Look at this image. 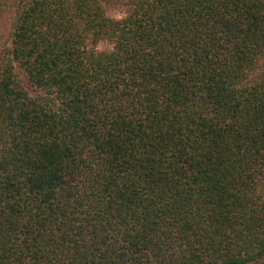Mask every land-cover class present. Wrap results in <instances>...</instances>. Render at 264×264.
<instances>
[{"label":"trees","instance_id":"16d2710c","mask_svg":"<svg viewBox=\"0 0 264 264\" xmlns=\"http://www.w3.org/2000/svg\"><path fill=\"white\" fill-rule=\"evenodd\" d=\"M0 264H264V0H0Z\"/></svg>","mask_w":264,"mask_h":264},{"label":"rangeland","instance_id":"374dc122","mask_svg":"<svg viewBox=\"0 0 264 264\" xmlns=\"http://www.w3.org/2000/svg\"><path fill=\"white\" fill-rule=\"evenodd\" d=\"M109 14H110V16H113V17H118V15H117V14H115V13H112V12H110Z\"/></svg>","mask_w":264,"mask_h":264}]
</instances>
